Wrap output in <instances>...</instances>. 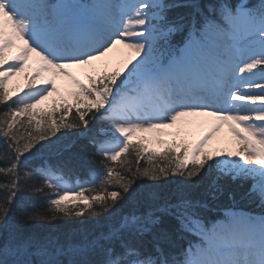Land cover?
<instances>
[{"label": "snow or ice", "instance_id": "6c2138e0", "mask_svg": "<svg viewBox=\"0 0 264 264\" xmlns=\"http://www.w3.org/2000/svg\"><path fill=\"white\" fill-rule=\"evenodd\" d=\"M118 47L117 66L97 63ZM187 117L214 121L192 143L161 138L204 123ZM224 125L233 147L221 149L211 141ZM65 132L85 135L98 158L86 182L70 184L47 160L29 168L38 153L69 150L57 143ZM0 140V264H264V215H203L225 179L264 210V0H0ZM170 176L207 177L206 193L161 202L137 183ZM29 186L44 213L16 214ZM59 218L92 230L63 243L20 231Z\"/></svg>", "mask_w": 264, "mask_h": 264}, {"label": "trees", "instance_id": "16d2710c", "mask_svg": "<svg viewBox=\"0 0 264 264\" xmlns=\"http://www.w3.org/2000/svg\"><path fill=\"white\" fill-rule=\"evenodd\" d=\"M251 4H258L259 0H249ZM54 99V98H53ZM51 103L46 106L50 108ZM71 117H69L70 119ZM57 135H60L58 133ZM55 139V138H54ZM3 141L0 140V150H3ZM58 145H71L69 150L60 151H44L38 153L34 157L29 158V168H33L41 164L42 160H47L49 164L55 169L59 166L62 170V174L66 181L74 185L77 181L86 182L91 179L92 173L97 171V159L92 157L91 147L88 146V140L85 135L80 132L67 133L65 132L61 139L57 142ZM143 164V161H141ZM0 166H3V161H0ZM60 174V173H58ZM3 181V177L0 176V182ZM40 178L34 177L29 184L35 183L39 185ZM140 186V191L142 193H157L161 202L164 201H175L183 195L190 196L194 199L201 198L207 189L208 178L205 177L204 180L197 181L195 183H187L182 177L170 176L167 179H161L157 182L152 181H138ZM224 185V190L216 194V198L213 201V206H211L210 211H205L203 215L208 221L220 219L223 215L230 209L235 208L236 210L243 211L247 214L252 215H264V210H262L258 203L252 200L241 199L239 193L241 188L238 182H232L231 180L225 179L222 181ZM248 181L245 187L250 184ZM115 190V189H109ZM3 190H0V197L3 196ZM91 193H86L90 195ZM234 194V198L232 195ZM53 198V197H49ZM47 199L33 196L31 194V187H26L22 192L21 197L16 201V214L19 213L21 209L27 210L31 213H44L47 210ZM16 214L13 215L12 221L10 223H15ZM93 222L86 220L85 218L80 219H68L59 218L55 221H45V220H34L30 221L24 225L20 226V231L24 234L31 235L37 238H56L63 242H79L86 234V228ZM102 222L95 221L96 225ZM88 228V231H91ZM3 239L7 240V232L3 233ZM144 239L150 240L151 237L145 235ZM194 237L189 236H177L175 237L176 245L186 244L189 240H194ZM174 245V246H176ZM62 260H68L69 257H61Z\"/></svg>", "mask_w": 264, "mask_h": 264}, {"label": "rangeland", "instance_id": "374dc122", "mask_svg": "<svg viewBox=\"0 0 264 264\" xmlns=\"http://www.w3.org/2000/svg\"><path fill=\"white\" fill-rule=\"evenodd\" d=\"M84 3H88L89 0H82ZM123 58V53L119 49V47L113 52L109 53L107 57L103 58L101 61H98V64H104L107 63L109 64L110 67H115L117 66L118 62ZM29 65L31 68H35L36 65V58L33 57L32 59L29 60ZM30 68V70H31ZM73 71L78 75L81 79H84V71L83 69H73ZM57 82L61 87V92L65 95H68V89L70 88L69 82L66 80L64 77H58ZM25 83L24 75L20 74L19 76L13 77V82L12 86L15 85H23ZM54 97H50L48 101H45L41 107H46L48 106L51 101L53 100ZM186 120L189 121H201L204 122L201 126H197L195 124L191 125L187 129V134L184 135L183 137H174L171 135H163L161 138L164 139L165 141H171L173 139H184L189 143H192L196 139H198L205 131H207L210 127L212 122L214 121V118L212 117H187L185 118ZM177 129L172 128V129H167L166 132H175ZM137 135H152L149 133H142V134H137ZM136 137L134 136V139ZM232 134L230 133L227 125H224L218 133H216V136L212 139L211 144L214 147L217 148H231L233 147L232 144ZM157 148L162 149L163 147H166V145H154ZM65 179V178H64Z\"/></svg>", "mask_w": 264, "mask_h": 264}]
</instances>
